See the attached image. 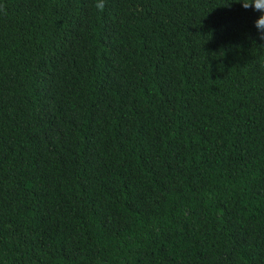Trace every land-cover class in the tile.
<instances>
[{"label":"trees","instance_id":"16d2710c","mask_svg":"<svg viewBox=\"0 0 264 264\" xmlns=\"http://www.w3.org/2000/svg\"><path fill=\"white\" fill-rule=\"evenodd\" d=\"M230 2L0 0V264H264V40Z\"/></svg>","mask_w":264,"mask_h":264},{"label":"clouds","instance_id":"9594fccd","mask_svg":"<svg viewBox=\"0 0 264 264\" xmlns=\"http://www.w3.org/2000/svg\"><path fill=\"white\" fill-rule=\"evenodd\" d=\"M231 2H233V0H231ZM234 2L241 3L242 7L245 9L252 8L253 10L260 12V16L254 24L258 30L260 39L264 40V0H234ZM94 6L102 12L106 6L105 0H95Z\"/></svg>","mask_w":264,"mask_h":264}]
</instances>
